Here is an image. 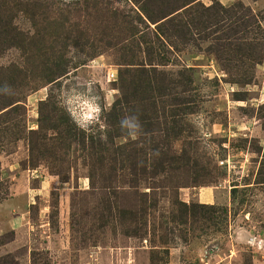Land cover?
Instances as JSON below:
<instances>
[{
	"label": "rangeland",
	"instance_id": "1",
	"mask_svg": "<svg viewBox=\"0 0 264 264\" xmlns=\"http://www.w3.org/2000/svg\"><path fill=\"white\" fill-rule=\"evenodd\" d=\"M0 264H264V0H0Z\"/></svg>",
	"mask_w": 264,
	"mask_h": 264
},
{
	"label": "trees",
	"instance_id": "2",
	"mask_svg": "<svg viewBox=\"0 0 264 264\" xmlns=\"http://www.w3.org/2000/svg\"><path fill=\"white\" fill-rule=\"evenodd\" d=\"M4 5V4H3ZM14 6L17 8V12H23L24 15L29 16L30 20L33 18V12L31 9H28V7L26 5H22V4H14ZM174 11L171 10V12L169 13H163L161 15H159V17H151L149 16V13H145L148 16V20L152 21V22H157L160 21L162 19L167 18L170 14H172ZM4 15V25L2 27L1 33L2 35H4V37L6 38V40H8L12 45L22 48L23 47V43H25V39H29L31 40V37H28V34H24L22 33V31H18L15 27H10L11 24V20L12 17H14V15H11L12 13H9V10L7 9L5 11ZM6 24V25H5ZM25 37V39H24ZM47 62H50L49 60ZM65 69L60 67L59 64L56 63H52L51 67H47L45 74H47L46 76H61L64 75Z\"/></svg>",
	"mask_w": 264,
	"mask_h": 264
},
{
	"label": "clouds",
	"instance_id": "3",
	"mask_svg": "<svg viewBox=\"0 0 264 264\" xmlns=\"http://www.w3.org/2000/svg\"><path fill=\"white\" fill-rule=\"evenodd\" d=\"M122 123L128 125L129 127H138V124L135 123V118H128L125 121H123Z\"/></svg>",
	"mask_w": 264,
	"mask_h": 264
},
{
	"label": "built area",
	"instance_id": "4",
	"mask_svg": "<svg viewBox=\"0 0 264 264\" xmlns=\"http://www.w3.org/2000/svg\"><path fill=\"white\" fill-rule=\"evenodd\" d=\"M114 76H115L114 73H111L109 78L113 80Z\"/></svg>",
	"mask_w": 264,
	"mask_h": 264
}]
</instances>
